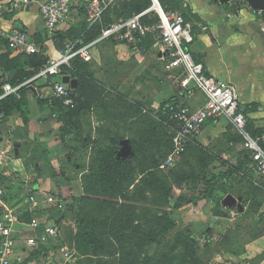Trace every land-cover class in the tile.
Listing matches in <instances>:
<instances>
[{"label":"crops","instance_id":"obj_1","mask_svg":"<svg viewBox=\"0 0 264 264\" xmlns=\"http://www.w3.org/2000/svg\"><path fill=\"white\" fill-rule=\"evenodd\" d=\"M9 1L0 0V4ZM90 1L73 0L70 14L57 27V36L69 34L73 39L66 42H79V46L89 45L99 38L101 34L89 40L90 36L87 34L91 26L87 14ZM132 1L135 2L134 9L127 6ZM144 1L146 0H106L108 7L100 21L93 26L95 30L99 26L105 29L143 14L142 23L151 30L146 37L136 39L133 43L105 40L91 49L92 59L88 62L90 82L103 93H115L116 98L122 102L121 105L112 106L102 101L91 102L82 112L83 132L75 130L67 140H59L56 137L59 121L56 118H40L36 94L28 96L26 109L30 112L29 123L25 125L21 116V135L31 147L42 146L45 166L49 167H45V174L50 168L60 167L63 161H69L68 167L73 173L65 178L44 175L45 178L35 186L31 194L36 196L41 204L37 211L30 210L28 199L14 207L3 199L7 207L17 210L22 217H29L28 221L17 225L15 234L16 253L25 262L32 254L37 257L43 246L49 253L50 261L47 264H56L55 260L60 264H89L91 260L96 259L92 255L91 244L84 241L85 235H82L80 225L72 224L71 219L76 216V210L66 214L61 223L63 234L57 241L46 239L35 248L27 246V239L44 236L42 230L35 232L29 226L30 219L37 216L44 221L45 216L52 212V207L45 199V192L53 189L52 186L57 187L58 179H61L58 183L62 189L60 195L66 203L82 199L85 194L83 177L96 171V143L104 139L111 124L135 125L141 116H153L163 103L179 93L181 71L168 69L164 47L156 32L158 14L154 6L138 11ZM163 3L169 11L185 15L194 36V42L190 46L191 53L204 65L207 76L235 85L239 90L240 108L246 121L250 120L256 127L264 126V19L256 17L252 7L245 0H235L227 5L214 0H163ZM0 26L7 33L13 30L27 32L41 45L50 61L58 60L59 52L64 50L57 48L53 43L52 36L42 20L39 4L21 12L3 15L0 18ZM7 51L5 44H2L0 55ZM11 61L14 67L19 64L15 55L11 56ZM37 80L41 85L47 82L44 78L34 81ZM49 94L47 87L44 89L46 99ZM31 101L35 103L34 109H30ZM183 102L192 109H199L204 104V98L197 90H192ZM16 114L20 113L13 112L11 117L6 119L3 135L21 121ZM228 129L234 132L224 120L209 121L199 136L202 140L217 133L220 139L228 140L226 154L232 157L230 164L235 165L245 151L244 142L240 136L237 140L226 134ZM30 133L33 134L32 138L28 137ZM130 141L131 136L126 132L121 146H129V157L135 155ZM212 150L218 157L225 154L218 145ZM221 169V172L226 171L225 167L221 166ZM245 177L244 170L239 175L232 174L226 182L220 177L213 184L207 199L185 204L175 210L176 224L180 221L190 222L186 224L188 227L193 226L198 232L205 233L206 239L200 238L197 249L201 264H264V178L254 174L248 177V180H244ZM141 178L137 180V184ZM77 205L78 203L75 208ZM202 206H207V212ZM70 230H73V235L68 237ZM49 243L52 245H48ZM64 248L69 249L72 254V260L68 263L61 252Z\"/></svg>","mask_w":264,"mask_h":264},{"label":"built area","instance_id":"obj_2","mask_svg":"<svg viewBox=\"0 0 264 264\" xmlns=\"http://www.w3.org/2000/svg\"><path fill=\"white\" fill-rule=\"evenodd\" d=\"M153 8L159 16L156 26L161 43L164 47L165 58L169 70H180L183 78L180 79V101L168 107V127L173 134L174 152L161 166L160 170L168 171L174 164V157L185 153L188 145L202 132L209 121L224 120L233 128V131L243 138V147L249 153L252 161L254 175L264 178V133L256 138L247 132L246 117L240 108V95L238 88L228 82L216 80L207 76L204 65L197 62L191 53L190 46L194 42V36L185 17L180 13H165L158 0H152ZM34 4L40 5V13L46 30L50 36L57 32L58 25L64 21L71 12L73 0H10L0 4V18L5 14L21 12ZM108 7L106 0H91L87 7L88 22L91 26L100 21L101 16ZM253 9V8H252ZM256 17L264 19V10H252ZM143 14L136 15L128 21L111 25L103 29L98 39L89 45L79 46V42L68 41L64 50L59 52L58 60L52 59L48 66L41 69L40 73L31 81L14 87L11 84L3 86L0 95L1 102L7 96L18 95L19 89L38 78H44L50 82V95L63 101L64 106L74 105L70 88L62 82L65 75L62 68L77 57L84 62L92 59L91 49L102 41H116L118 43H133L137 38L146 37L151 31L142 23ZM4 41V43H3ZM5 44L8 50L15 53L37 55L41 52L38 43L25 31L13 30L5 32L0 26V47ZM192 90H197L204 98V104L199 109H192L183 102L185 96ZM6 121L0 111V145L3 142V125ZM4 190L0 189V201L4 210L0 213V264H24L25 261L16 253V227L21 224L20 214L17 210L4 204ZM28 203L31 211H37L41 206L39 199L29 194ZM46 201L56 211L66 209V201L60 196L47 195ZM54 212H49L41 221L37 216H32L29 226L35 231H43L44 237L27 239V246L37 247L46 239L57 241L61 235V228L54 219ZM33 214V213H31ZM65 262L72 260L69 249L61 250Z\"/></svg>","mask_w":264,"mask_h":264},{"label":"rangeland","instance_id":"obj_3","mask_svg":"<svg viewBox=\"0 0 264 264\" xmlns=\"http://www.w3.org/2000/svg\"><path fill=\"white\" fill-rule=\"evenodd\" d=\"M52 38H54V36ZM52 40L54 43V39ZM7 53H9V55L11 56H16L19 63L16 67H22L23 63L24 65H27L24 60L25 57H23L22 54L15 52ZM2 64L3 62H0V74L5 73V80L11 79L16 75V71H18V68H14L15 70H13L9 75L5 71V64L4 66ZM181 78H183V75L180 72V79ZM87 91L88 90L86 89L84 95L88 96L89 102L94 103L95 101H102L112 106L122 104V102L114 95L115 93H103L102 91L96 90L90 95V93L87 94ZM64 107L65 109H63V112L61 113L59 112L60 109L59 107H57L56 102L53 100H49L48 105L45 106L42 110H39L40 118H56L59 121V132L58 134H56V137H58L59 140H67L68 137L74 134L75 130L76 132H83L84 115L81 114L77 118H72L69 110L66 108V106ZM34 108L35 103L31 101L30 109ZM25 114L29 118L30 112L28 109L25 110ZM16 115L17 118L21 119V121H19L18 124L13 128H9L6 133L4 132L3 142L0 145V189L4 190L5 192L2 199H4V201H6L11 207L16 206L17 203H24L28 198V194H32L34 192L35 186L41 183L44 175H46L45 177L65 178L68 174L71 175V173H73L72 169L68 167L69 161H63L60 167L50 168L47 174L44 173L45 167L48 166H45V159L43 158V148L41 145H37L33 148L26 140H24L25 138H23V136L21 135V114ZM77 123H79V125H77ZM123 126V124H111L105 134L106 140L103 142V144L107 145L109 143L108 141L112 137H120L121 135H124L126 130L125 128H123ZM32 132L35 133V131ZM225 133L229 134L230 137H234V139L239 140V135H237L235 132H232L228 129V131H226ZM32 135L33 134L30 133L28 137L32 138ZM200 139L201 136H198L194 144L190 145L189 149H186L185 153L180 156H175V162L168 171L160 170V166L170 156H172L174 152V148L172 149V147L167 144V142H169L167 134L166 136L163 135V138L161 139V142H164L163 144H161V142L156 143L155 145H151L149 147L150 151H147V149L145 148L144 151H142L141 154L137 157H134L135 155L130 156L135 159V167L137 171L135 174L136 180L140 178V175L144 170H148L150 168H154V170H157V172L159 173L158 175L164 180H166L164 176L168 175L171 183L174 184L173 198L170 199L168 203H166L158 193H155L151 189L140 185V182L129 189L127 194H125V196L127 195L126 199L120 195L111 197V201L115 204L113 208L112 204L108 205L107 202L104 203L105 199H107L104 196H101L98 199H94V201L91 202V205L94 208L98 206V208H101L104 211L106 210L104 213H102V215L96 213V216L98 218H103V216L111 218V215L117 213L118 208L121 205H126L129 208L130 214L126 209V211L123 213L124 215L128 213L127 216L129 218H135L136 224L133 223L135 229L131 228L124 232L127 237H129L131 234L133 235L131 236V242L126 243L125 248L123 247L124 255L122 254L121 249V254L123 257L122 264H197V261H195L194 259L190 260L186 258L187 252L185 247L183 245L178 246L176 240L178 235L182 231L190 230L196 236L197 245L195 246V249L197 250L200 245V238L206 239L205 233H202V231L201 233L198 232V230L192 228L193 226L188 227L186 224L190 222L180 221L176 224V227L170 231V234L165 237L161 236L160 228L152 224L151 221H154L155 217L157 218L167 213L171 214L175 220V210L173 208V203L176 201L175 197L186 196L191 199H198V201L208 198H202L205 191L207 190V187L205 186L203 180L208 181L212 179L214 175L221 173L222 170L217 159L213 157L215 155L213 154L212 149L215 147L217 148V145L222 148V150L224 151L223 153H225L219 157H222L223 160L226 159L231 163L232 157L229 154H226V145L228 143V140L220 139V136H218L217 133H213L212 136H209L206 139ZM38 143H40V141ZM18 144L20 145L18 148L19 155H16L15 150L16 145ZM121 150H124L123 146H121ZM243 159L244 158L241 156L240 159H237L235 165H238L239 162L243 161ZM181 174L182 176L188 175L189 177L195 179H192V181L187 184L183 181L182 184L178 182L176 185L175 182L178 180V175ZM233 179L236 180L235 177ZM60 180L61 179H58V182L56 181L58 189L56 186H52L51 188L53 189H49L45 193L54 197L60 196L62 190L61 186H59L58 184ZM137 185L139 186L135 189ZM211 195L212 194L210 193V196ZM202 208L207 212V206H202ZM2 209L3 208H1L0 204V212L2 211ZM52 212L55 213L56 209H53ZM176 218H178V215ZM78 219L81 218L77 213V215L71 219L73 222L72 224L74 225V223H76L80 225L81 229H79L81 233H83L82 235H85L84 241H86L87 243H91L89 233L93 232V224L79 223ZM20 220L22 223H24L25 221L29 220V217L20 216ZM110 222V226L112 227V229L117 232V235H119L120 224L114 220H110ZM96 227L99 231L100 229H103V222H97ZM60 228L62 236L63 228L61 225ZM68 234V237H71L73 235V230H70ZM48 245H52V243H49ZM112 250L113 246L109 243L108 252H111ZM48 256V251L45 254L38 253L37 257H35L36 259L33 258L32 260H29V262H25L24 264H32L33 262V264H47V262L50 261V259H48ZM103 259L105 261L104 264H116V256H107V258L104 257ZM99 260L100 258L96 257V259L91 260V263L89 264H100L101 262H99ZM55 263L60 264L56 260Z\"/></svg>","mask_w":264,"mask_h":264},{"label":"trees","instance_id":"obj_4","mask_svg":"<svg viewBox=\"0 0 264 264\" xmlns=\"http://www.w3.org/2000/svg\"><path fill=\"white\" fill-rule=\"evenodd\" d=\"M142 1V0H139ZM159 4L161 5L162 9L165 13H170L163 3V0H158ZM216 2H219L218 0H214ZM135 2L132 1L128 3L127 6L134 9ZM137 4V3H136ZM153 2L152 0H146L143 2L142 5L139 6L138 11H142L148 8H152ZM184 17L185 15L182 14ZM158 20L157 23H159V16L157 15ZM186 19V18H185ZM108 22V21H107ZM106 22V24H108ZM94 26V25H93ZM93 26H90V30L87 32L89 34L90 39L99 36L102 33L103 28L101 26L97 27L96 30L93 28ZM92 30V31H91ZM95 31V32H94ZM57 34V32H56ZM54 35V44L57 48H64V44L68 39H73L69 34H59ZM140 39V38H137ZM88 40V41H89ZM116 42V41H115ZM4 43V41H3ZM39 45V44H38ZM41 48V52L37 55H28V54H22L25 60V63L27 65H24L21 67H14L12 64V61L10 59L9 53L12 52L11 50H8L5 54L0 55V62H3V66L5 64L6 69L5 71L10 75V73L15 70L14 68H18V71H16V75L13 76L11 79L5 80V75H0V95L3 93V86L5 84H11L14 87L23 85L32 79L36 77L41 69L48 66L50 63L49 57L45 55L44 49L39 45ZM194 56V55H193ZM196 59V57L194 56ZM197 62H199L196 59ZM28 68V69H27ZM30 69V70H29ZM62 74L65 76H70L71 79H77L79 81V85L76 91L75 96L71 95V98L74 100V105L66 107L72 118L79 117L83 110L91 105V102L88 101V96H85L84 93L87 91V94L90 93V95L94 91H98V87H94L92 83L90 82V75L88 74V63L84 62L80 57L75 58L72 60L68 66H64L62 68ZM11 77V76H9ZM209 77V76H208ZM51 81V80H50ZM50 81H47L45 85H41L40 81H32L29 84H26L22 86L19 91L18 95H10L7 96L4 100L1 102V108L0 111L4 114L6 119H9L13 112H19L23 118V123L27 125L29 123V119L25 114V109L28 106V96L31 93H34L32 89H35L36 93V101L39 106V110H42L45 106L48 105L49 100H53L56 102L57 107H59L60 111L63 112V109L65 107L63 106V101L54 97L53 95L48 96L46 99L44 96V89L49 87ZM180 101V98L178 96H175L165 103H163L162 107L159 111H157L153 116H141L138 123L135 125L132 124H125L123 128H125L124 135H121L120 137H112L108 142L107 145H104L103 142L106 140L105 136L104 139L101 140V142H97V152L94 160V164L96 167V171L92 174H88L83 177V188H84V196L81 200H73L71 202H68L66 205V209L64 211H56L54 215V219L58 225H61L63 220L66 217V214L70 211L76 210L79 214V217L81 219H78L79 223H92L93 224V232L89 233L90 238V244L92 246V255L94 257L100 258L99 262L100 264H104V257L107 258V256H116V264H122L124 255L123 247H126V243H130L132 240L131 234L129 237L126 236L124 233L128 229H135V226H133V223L136 224L135 218H129L127 214L129 212V208L126 205H121L118 208L117 213H114V215H111V218L104 217L98 218L96 216V213L101 214L105 211L101 208H94L91 205V202L94 201V199H98L101 196L107 198L105 199L104 203L107 202V204H112L115 206V204L111 201V197H114L116 195L123 196V198L126 199L125 194L131 189V187L135 186L137 184V180L135 179L136 174V165H135V159L133 157H129L128 155H125L124 151L121 150V140L125 137L126 132L130 134L131 136V145L132 149L135 153L134 157H137L141 154L142 151L146 148L147 151H150V146L155 145L156 143H160L161 139L163 138V135H168L169 142L167 144L174 148L173 145V134L170 132V129L168 127V121H169V113H168V107L172 105L173 103H177ZM256 109H251V111H255ZM247 130L251 137L256 138L264 133V126L256 127L254 126L253 122H247ZM237 134V133H236ZM238 135V134H237ZM240 136V135H239ZM240 139L241 136H240ZM196 139H194L187 147V150L189 149L190 145L194 144ZM243 141V139H242ZM164 142H161L163 144ZM243 161L239 162L238 165L230 164L227 160H223L222 158L218 156H213L215 159H217L220 166L225 167L226 171L221 172L217 175H214V177L208 181H204L205 186L207 187V190L205 191L202 198H207L209 191L211 190L213 184L221 177L223 180H226L232 175L237 174L239 175L241 171L244 170L245 178L244 180H248V177H252L254 174L253 172V166L252 161L250 159L249 153L245 150L243 152ZM248 167H250L248 169ZM157 172V170H154V168H150L148 170H144L143 173L140 175V185L143 187H146L148 189H151L155 193H158L161 195V198L168 203L170 199L173 198V192H174V184L171 183L170 178L168 175L164 176L166 180L161 178ZM192 177H189L188 175H178V180L175 182L177 185L178 182L181 184L183 181L187 184L192 181ZM137 185L135 189L138 187ZM134 190V189H133ZM61 197V195H60ZM62 198V197H61ZM176 201L173 204L174 210H178L182 208L185 204L192 203L198 201V199H191L186 196H180L178 198H175ZM78 205L75 208V204ZM79 208V209H78ZM128 213L124 215L123 213L126 211ZM110 220L117 221V223L120 224L119 226V235H117V232L112 229ZM97 222H103L104 228L100 229V231L96 227ZM152 224L160 228V234L161 236H168L170 234V231L176 227V223L174 218L171 214H164L160 217H155L154 221H151ZM108 242V246H107ZM109 243L113 246V250L111 252H108L109 249ZM176 243H178V246L183 245L186 249V258L187 259H194L197 261V264H201L198 256L197 251L195 249V246L197 245V239L196 236L190 231H182L176 240ZM128 246V245H127ZM122 249V254H121ZM198 249V248H197ZM47 248L42 247L41 250L36 251L39 254L40 253H47ZM33 255V254H32ZM30 256L27 258L26 263L29 262V260H32L35 258V256ZM118 256V257H117ZM145 262V261H144ZM99 264V263H98ZM144 264V263H141Z\"/></svg>","mask_w":264,"mask_h":264},{"label":"water","instance_id":"obj_5","mask_svg":"<svg viewBox=\"0 0 264 264\" xmlns=\"http://www.w3.org/2000/svg\"><path fill=\"white\" fill-rule=\"evenodd\" d=\"M220 4L227 5L229 3H232L235 0H218ZM254 10H264V0H245ZM62 82L67 85L71 90V95L75 96L79 81L77 79H71L70 76H64L62 79ZM32 91L35 93V89H32ZM36 94V93H35ZM19 145H16L15 153L16 155H19ZM129 146L124 147V153L125 155H129Z\"/></svg>","mask_w":264,"mask_h":264}]
</instances>
